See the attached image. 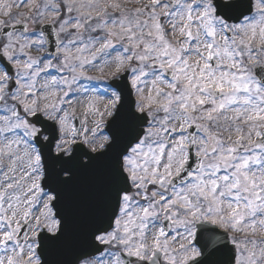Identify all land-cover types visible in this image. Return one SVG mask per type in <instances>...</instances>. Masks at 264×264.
Masks as SVG:
<instances>
[{"label":"snow or ice","instance_id":"snow-or-ice-1","mask_svg":"<svg viewBox=\"0 0 264 264\" xmlns=\"http://www.w3.org/2000/svg\"><path fill=\"white\" fill-rule=\"evenodd\" d=\"M0 264H264V0H0Z\"/></svg>","mask_w":264,"mask_h":264},{"label":"water","instance_id":"water-1","mask_svg":"<svg viewBox=\"0 0 264 264\" xmlns=\"http://www.w3.org/2000/svg\"><path fill=\"white\" fill-rule=\"evenodd\" d=\"M95 173H88L81 176L78 182L68 190L67 201L70 212L74 217H78L82 207L91 192L93 185L95 183ZM54 258L58 260H70L71 254H55Z\"/></svg>","mask_w":264,"mask_h":264},{"label":"rangeland","instance_id":"rangeland-1","mask_svg":"<svg viewBox=\"0 0 264 264\" xmlns=\"http://www.w3.org/2000/svg\"><path fill=\"white\" fill-rule=\"evenodd\" d=\"M26 10H27V9H25V8H21V9H19V11H26ZM93 74H95V73H93ZM77 111L80 112V111H82V109L77 108Z\"/></svg>","mask_w":264,"mask_h":264}]
</instances>
